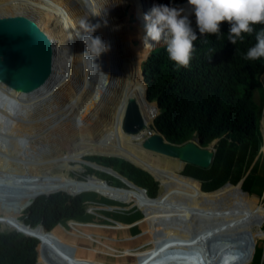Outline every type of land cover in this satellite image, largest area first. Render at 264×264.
<instances>
[{"label":"bare ground","instance_id":"bare-ground-1","mask_svg":"<svg viewBox=\"0 0 264 264\" xmlns=\"http://www.w3.org/2000/svg\"><path fill=\"white\" fill-rule=\"evenodd\" d=\"M130 2L0 0L4 13L1 20L14 22L15 29L25 25L33 40L45 44L43 54L38 58L37 52L30 50L31 75L38 73L36 69L51 56L50 51L56 62L51 67L54 76L50 81L40 84L36 78L37 85L27 86L28 82L23 78L20 83H12L8 73L14 75L20 71L4 57L5 47L0 50V61H4L3 66L0 64V92L7 98L0 108V198L15 192L23 195L96 192L106 200L150 209L157 217L158 233L152 232L144 223L152 248L127 250V257L134 259L129 264H137L143 257L146 261L141 264H169L164 256L173 243H176V250L196 248L197 251L189 253L193 256H186L190 264H224L225 259L228 264H245L235 248L253 243L255 250L257 242L264 239V205L260 198L245 194L244 179L237 185L227 182L215 191L204 192L201 182L186 179L181 174L187 164L209 169L219 139L207 147H203L198 139L179 145L170 143L161 132L153 130L159 107L157 102L151 103L145 97L147 84L142 56L130 39V17L125 13ZM86 3H91L93 10L86 9ZM89 12L92 15L90 22L101 24L95 35L102 32L107 41L108 38L111 41L107 53L109 61L104 56L99 59L98 78L91 77L89 67L83 69V58L79 54L86 53V48L75 36L81 30V17H87ZM1 20L0 25L7 23ZM10 21L8 24L12 23ZM105 21L107 26H104ZM118 26L122 27L116 30ZM70 34L72 40H69ZM61 43L64 52L60 50ZM124 67L128 69L127 79L124 86H120ZM25 71L23 69V73ZM9 101L18 109V114L12 115L7 110ZM132 112H137L143 123L135 132L124 129L125 116ZM261 132L264 137L263 121ZM263 150L262 147L261 152ZM82 156L120 158L149 172L159 182L158 197H149L144 188L98 162L87 161L90 164L86 163V166L97 171L96 165L113 172L112 176L126 188L73 178L70 163ZM89 177L90 174L86 179ZM132 186L136 188H130ZM141 212L144 214L143 210ZM257 212H260L259 218ZM9 215L23 223L15 215ZM221 232L229 236L223 237ZM212 237L220 239L223 247L219 256L210 251L205 259L200 250L204 245L212 247ZM85 239L92 241L89 237ZM89 251L94 257L99 254L93 249ZM252 258L253 254H250L249 263ZM95 264L106 263L95 260Z\"/></svg>","mask_w":264,"mask_h":264},{"label":"trees","instance_id":"trees-1","mask_svg":"<svg viewBox=\"0 0 264 264\" xmlns=\"http://www.w3.org/2000/svg\"><path fill=\"white\" fill-rule=\"evenodd\" d=\"M137 1L130 11L131 28L135 14L142 10L148 12L153 6L151 1L155 5L182 6L184 9L187 7L185 15L192 12L187 6V0H157L158 4L156 0H140V3ZM191 18L195 28L194 17ZM229 27L227 22H222L220 33L204 36L198 34L187 68H177L168 58L166 45L139 52L142 56V68L145 69L146 97L151 103L157 102L159 107V113L154 120L155 129L172 144L180 145L191 139H198L203 147H207L219 139L215 145L217 151L214 162L209 169L187 164L181 172L183 176L201 182L204 192L215 191L227 182L237 185L243 179L242 188L253 187L262 157L259 123L264 102V84L260 81L264 74V58L248 61L243 57L247 49L255 45L256 34L264 29V24L254 25V31L245 34L244 40L238 41L236 45L227 40ZM148 53L149 59L147 57L144 64L143 58ZM262 117L264 119V113ZM87 161L112 167L137 186L144 188L149 197H158L159 182L154 177L152 180L145 170L120 158L79 157L70 163L73 178L84 176L78 180L89 181L98 179V173L108 175L97 171L114 175L113 172L96 165L94 169L97 171L88 168L85 175ZM88 174L90 177L87 180ZM112 179L120 185L113 187L126 188L120 180L114 177ZM106 182L110 185L107 180ZM59 192L65 193L18 194L0 200V226L12 230L0 232V264H95L94 256L86 254L81 247L66 241L53 230L60 223L82 221L86 217L85 194L72 197L66 194H72L68 191ZM263 192L264 185L262 194ZM47 194L53 195L42 196ZM34 199L36 200L28 207ZM138 208L152 215L151 220H142L156 233L158 221L155 213L150 209ZM24 210L25 218H20ZM7 214L15 215L31 227L41 224L45 231H53L50 235L39 233L38 242L16 232L24 229L15 217ZM59 252L65 254L67 260ZM124 252L127 255V250ZM258 262L253 260L250 264Z\"/></svg>","mask_w":264,"mask_h":264},{"label":"rangeland","instance_id":"rangeland-1","mask_svg":"<svg viewBox=\"0 0 264 264\" xmlns=\"http://www.w3.org/2000/svg\"><path fill=\"white\" fill-rule=\"evenodd\" d=\"M137 2H138L137 0H131L129 5L126 7L125 13L128 14L129 17H130L131 9L135 7ZM151 2L153 5H155L153 1ZM139 3H140V0H139ZM85 7H87L86 9L91 10L93 6L91 5V3H86ZM88 10L86 12H88ZM144 13L146 12L142 10L135 14L133 18L134 25H131L132 28L130 27V18H129L130 39L134 45L136 44L135 46L137 47L138 52L140 51L147 52V50L154 49V48L144 49L143 44H142V37L145 34L144 33V21H143ZM3 15L4 13L1 12V8H0V20L3 19ZM90 15L91 14L89 12V14H87V17L89 18L92 16ZM187 16L191 18L192 12H190V14H187ZM89 22H90V18H89ZM100 33H101L100 36L103 38V40L109 44L111 42L110 39L108 38L109 40L108 42L106 35L103 34L102 32ZM164 45L165 44L161 42L155 48H158ZM41 46H42L41 51L40 50L36 51L37 52L36 58L40 56L39 54H43L42 50L45 49V44L42 43ZM117 46H118V43H117ZM112 47L114 48V46ZM46 50L48 51V49ZM60 50L61 52H64V46L62 45V43H61ZM50 53H51V56L49 58L44 59V62L41 64V66H39L38 69H36L37 72H39L40 74L43 73V71H46V72L50 71L49 76L46 78V82L50 81V79H52V77L54 76L52 73V68L56 64V62H54L55 57H54L53 52L50 51ZM107 53L103 54L101 57L104 56L106 60L109 61ZM149 55L150 53H148L146 57L143 58L144 64L146 61L145 59ZM82 60L83 61L81 63H83L82 64L83 69L88 68L89 67L88 61L84 58ZM106 60H105V64H106ZM98 62L99 60L95 61V63L99 64ZM108 63L110 64V62ZM144 64H143V67H144ZM106 68H107L106 71H109L107 66ZM88 71L90 72L91 77L93 78H95L99 73L98 68L89 67ZM127 73H128V69L127 67H124L121 72L120 86H124L125 81L127 79ZM37 83L38 82H35L36 85ZM262 83L264 84V81H262ZM93 85L96 86L95 82L93 83ZM94 86L92 88H94ZM263 113H264V102H263V108H262L260 120L261 118H263L262 117ZM152 128L153 130L156 131V133H158V131L154 127V124L152 125ZM259 130H260V140H261L260 149H261L262 146L264 148V137L262 135L260 125H259ZM144 139H147V136ZM38 154H41V153H38ZM86 157H89V156H84V159ZM88 168L89 167H87V170L84 173L85 175L88 173ZM96 176H99V178L93 181H103L104 183L108 184L106 182L107 180L109 184L112 186H120L117 181L112 179L113 177L112 175L111 177L109 174L102 175L98 173ZM83 177L81 176L79 178L83 179ZM256 178L257 179H256L254 186L251 188L244 186L243 191L246 192L245 194L247 195L260 198V202L264 205V200H263L264 195L262 194V188L264 185V150L262 152V157H261V162H260L258 172L256 173ZM186 179H189V178L187 177ZM59 193H63V192H59ZM18 194H22V193L15 192L13 194H5L3 197L0 198V200L3 198H7L9 196H14ZM84 194H85L84 195L85 197L84 205L86 208L85 219L82 221H66V222L58 224L53 230L59 236H62L66 241L72 244H76L78 247H81L86 254H90L94 256L93 253L89 251V249L96 250L99 254L95 255V260L102 262V263H106V264H129L133 262L134 259L132 257H127L124 251L126 250L142 251V250H148L152 248L149 242V237L148 235H146V230H147L146 225L143 223L144 221L142 220L145 218H148V221L152 219V215L149 212L144 211V215H142L140 213L141 210L138 208V207L142 208L141 206L115 203V201L110 202L108 200H105L103 196H100V194L96 192H86ZM25 210L21 213L20 218L22 216L25 218V215H24ZM256 215L259 218L260 212H257ZM101 223H104V224H101ZM11 231L12 230L7 229V228H2L0 226V232H11ZM262 231L264 232V224L262 226ZM158 232H160L159 226L156 229V233ZM221 233H224V232H221ZM223 235L221 236L223 237H225V235L229 236L228 233H224ZM86 237L91 238L92 241L86 240L85 239ZM202 237H205V234H202ZM211 240L213 241L212 247H208L207 245H204L201 247V250H200L202 257H204L205 259L207 258L210 251L212 252V255L215 254L216 256H219L221 252V248L223 247V243L217 237H212ZM98 243H101L102 245H105L106 247L99 245ZM253 245H254L253 243H250L246 245L245 247L237 246L235 250L242 255L245 264H250L253 260H258L259 262L257 264H264V239L259 240L257 242L255 250H254ZM171 247L172 248L169 249V252L164 256V260L168 262L169 264H190L187 262L186 256H193V255H190L189 253L190 252L193 253L197 251L196 248H191L192 250L189 249L188 251H183V250L181 251L180 249L176 250L174 249L176 247V243L175 244L173 243ZM37 251H38V248H37ZM123 253L125 254V256H123ZM250 254H253V258L251 262L249 263ZM65 258L67 260L66 255H65ZM38 261H39V251H38ZM145 261H146V258L143 257L140 260H138L136 263L141 264ZM238 264H241V263L239 262Z\"/></svg>","mask_w":264,"mask_h":264},{"label":"clouds","instance_id":"clouds-1","mask_svg":"<svg viewBox=\"0 0 264 264\" xmlns=\"http://www.w3.org/2000/svg\"><path fill=\"white\" fill-rule=\"evenodd\" d=\"M187 6L192 9L195 28L192 18L184 14L182 6L153 5L143 14L144 49L155 48L163 42L168 58L177 68L189 66L198 34L204 36L220 33L221 23L227 22L230 26L227 40L236 45L238 41L244 40L245 34L254 31V25L264 24V0H187ZM79 24L81 30L75 36L86 48V53L79 56L88 61L89 67L100 70V65L95 61L110 51V45L100 35H94L101 24H92L89 18H81ZM104 26H107V21ZM120 27L122 26H118L116 30ZM72 39L70 34L69 40ZM243 58L248 61L264 58V29L256 34L255 45L247 49ZM224 264H228L227 259Z\"/></svg>","mask_w":264,"mask_h":264},{"label":"water","instance_id":"water-1","mask_svg":"<svg viewBox=\"0 0 264 264\" xmlns=\"http://www.w3.org/2000/svg\"><path fill=\"white\" fill-rule=\"evenodd\" d=\"M156 2H157V0H156ZM157 4H158V2H157ZM1 21H4V20H1ZM4 22H7V21H4ZM8 22L0 25V50L2 49L3 46L5 47V50H3L4 57L6 58V60L11 65L14 66V68H16L20 71V72H16V74H14V75H13V73H10V72L8 73L9 77L11 78L12 83L13 82H19L20 83V81L23 80V78H24V80L28 82L27 86H32V85L35 86L34 83L38 82V81L40 84H43L44 82H46V78L49 76L50 71H47V72L43 71V73H41V74L38 72V73H35L33 76L31 75V73H32L31 72V66H32L33 59L31 57L30 50H34V51L40 50L41 51V49H42L41 44L37 40H35V39L33 40L31 38V36H30L31 33L29 31L25 30V28L27 29V27L25 25H19L20 28L15 29L14 28L15 27L14 22L10 21V22H12L11 24L10 23L8 24ZM5 25H7V26H5ZM8 25H11L12 27L8 26ZM148 59H149V56H148ZM3 62L4 61L2 59L0 61V64L2 66L4 65ZM7 69H9V68L7 67ZM23 69L26 70L25 73H23ZM6 75H7V73H6ZM41 75H42V77H41ZM262 75H261L262 77H260V81H261V84L263 85L262 81H264V74H262ZM36 78L37 79L39 78L38 81ZM145 82H146V76H145ZM145 97H146V93H145ZM6 99H7L6 96L0 92V108L2 105L5 104ZM9 102L10 103L6 105L7 110H10V112H12V115L18 114V109L13 105V103L11 101H9ZM261 121L264 122V119L261 118V120H260V123H259L260 128H261ZM142 126H143L142 120L140 118V115L137 112L128 113L125 116L124 129L126 131L135 132V131L139 130ZM146 173H148L153 180V176L149 172H146ZM124 179H126V178H124ZM129 183L133 185L132 182H129ZM63 193H65V192H63ZM53 194H57V193H53ZM53 194H47V195H42V196L49 197L50 195H53ZM66 194L69 196H72V197L79 195V194H68V193H66ZM34 200L31 201V203L28 205V207L34 202ZM141 213H142V215H144L143 212H141ZM21 225H22L24 230H16V232L21 233L27 237L34 238L38 242L40 240V237L38 235L39 233L45 234V235H50L53 231V230L45 231L41 224H39L35 227H31V225H26L23 221V223Z\"/></svg>","mask_w":264,"mask_h":264}]
</instances>
